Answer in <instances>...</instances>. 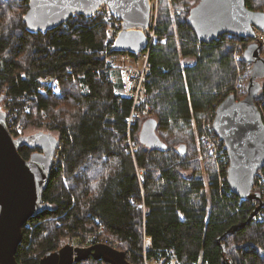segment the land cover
<instances>
[{"label": "trees", "instance_id": "16d2710c", "mask_svg": "<svg viewBox=\"0 0 264 264\" xmlns=\"http://www.w3.org/2000/svg\"><path fill=\"white\" fill-rule=\"evenodd\" d=\"M198 2L157 0L154 33L164 41L143 51L148 114L131 128L132 154V104L121 68L110 60L127 54L112 50L105 18L72 16L32 34L23 23L28 1L0 0L1 105H9L22 130L43 129L61 146L42 195L52 209L25 224L18 264H38L64 241L90 234L118 242L130 264L144 257L158 264H264V168L255 175L256 198L241 199L228 187L225 161L207 157L198 142L202 122L213 121L241 72L242 92L234 96L244 98L251 64L236 61L235 52L252 41L224 34L199 42L186 22ZM244 2L264 13V0ZM46 76L57 78L59 93L42 82ZM255 104L264 121V79ZM147 121L156 125L158 147L141 143ZM35 151L22 147L19 154L28 159ZM76 264L104 263L90 257Z\"/></svg>", "mask_w": 264, "mask_h": 264}, {"label": "water", "instance_id": "95a60500", "mask_svg": "<svg viewBox=\"0 0 264 264\" xmlns=\"http://www.w3.org/2000/svg\"><path fill=\"white\" fill-rule=\"evenodd\" d=\"M27 1L23 23L29 33H46L74 15L89 18L99 8L107 6L121 20V31L112 50L137 55L147 47L144 32L150 24V0ZM186 22L198 41L205 44L224 34L254 39L253 28L264 32V13L248 10L244 0H199L190 9ZM243 60L251 64L246 94L241 100L230 94L218 105L213 132L226 148L230 191L241 199H255L252 194L255 175L264 168V121L255 104L257 81L264 79V58L260 57L259 44H249L243 52ZM155 127L154 122L147 121L141 129V143L147 147L160 145ZM58 145L55 136L43 132L13 137L0 107V264H18L15 255L25 224L52 209L44 204L42 195ZM22 147L37 151L24 159L19 154ZM90 257L104 264H130L124 252L108 246L95 244L81 248L71 243L47 252L38 264H76Z\"/></svg>", "mask_w": 264, "mask_h": 264}, {"label": "built area", "instance_id": "2783aa9c", "mask_svg": "<svg viewBox=\"0 0 264 264\" xmlns=\"http://www.w3.org/2000/svg\"><path fill=\"white\" fill-rule=\"evenodd\" d=\"M156 10H157V0H150V24L149 28L145 30V35L148 39V44L146 47L147 51L150 46L153 43H157V41H164V39H160L155 33H154V25H155V19H156ZM77 16V15H74ZM102 16L107 21L109 27L107 29V40L112 45L114 44L119 32L121 31V20L116 16L107 6H103L99 8L92 16ZM255 33L254 39H249L252 41V43H257L260 46V57L264 58V32L260 31L258 29L253 28ZM143 53V54H142ZM140 55L142 59V66L140 68H136L132 65H130L131 56L130 55H122L120 56L122 60L126 61L128 64L123 65L120 69V75L121 79L125 88V92L128 96V98L131 100V110L130 115L127 118V136H128V143L127 147L130 153L133 154L135 148L133 146V143L131 140H129L130 137V131L135 123L136 120L142 119L144 116L148 114V106L146 104V99L148 97L147 90L145 88V84L148 82L147 74H148V67L146 64V58H147V52H142ZM242 60L243 59V50L237 49L235 52V60ZM243 77L238 76V81L236 85L233 87L232 93L235 92L239 94L242 90H240V87L242 85ZM42 82L45 84H48L49 87H51L53 93L57 94L59 93V86H58V80L55 76H46L42 78ZM231 93V94H232ZM6 111V126L9 131V133L13 137H19L22 136V127L19 123H16L14 118L11 115V110L8 104H3L2 107ZM22 132V133H21ZM199 142L201 143L202 147L207 153V157L215 159H220L222 161H225V164L228 169L229 165V159L228 155L225 149L224 144L219 140L214 132H213V126L212 122L203 121L201 125V131H200V138ZM61 146L58 145L54 157L52 159V167H55L58 164L59 156ZM142 170H138V173H141ZM227 179V177H226ZM101 234V233H100ZM99 234V235H100ZM76 241H79L78 247L85 248L86 246L95 245V244H103L106 245L112 249L124 251L126 254V250H123L121 248V245L111 239L99 236L95 237V235H88V237L85 240H82V236H80L77 239H72L71 244L74 245ZM74 242V243H73ZM126 258L127 255H126ZM141 264H158L154 260H147L145 257Z\"/></svg>", "mask_w": 264, "mask_h": 264}, {"label": "rangeland", "instance_id": "374dc122", "mask_svg": "<svg viewBox=\"0 0 264 264\" xmlns=\"http://www.w3.org/2000/svg\"><path fill=\"white\" fill-rule=\"evenodd\" d=\"M143 54V53H142ZM141 53H140V55H142ZM112 62V65L114 66V67H116V68H121L123 65H126V64H128L126 61H124V60H122L121 59V57L120 56H117L116 58H113V59H110ZM133 64V66L134 67H136V68H140L141 66H142V59H141V57L140 58H138V59H134L133 57H131V61H130V65H132ZM240 76H243V77H245L246 76V73H240ZM244 80V79H243ZM244 83V82H243ZM240 90H242V87H240ZM242 92V91H241ZM240 92V93H241ZM239 93V94H240ZM233 94V93H232ZM235 94H237L236 92H235ZM234 95V94H233ZM0 107H1V110L6 114V111L2 108L3 107V104L1 105V102H0ZM6 121H7V119H6ZM23 127V126H22ZM23 132V133H22ZM22 136H25V135H30V134H33V133H36V132H43V133H47V134H49V135H52V136H54V134H51V133H49V132H47V131H45V130H43V129H41V130H34V129H29V130H22ZM20 137V136H19ZM56 137V136H55ZM199 142V141H198ZM200 145V144H199ZM205 157H204V155H202V154H199V156H198V160H202V159H204ZM204 178H205V180L207 179V177H206V175L204 176ZM72 242V239L70 240V241H64L63 242V244H62V246L61 247H63L65 244H67V243H71ZM74 243V242H73ZM78 244H79V241H76L75 243H74V245L76 246V247H78ZM60 247V248H61ZM87 247V246H86ZM59 248V249H60ZM172 264H175V261H172Z\"/></svg>", "mask_w": 264, "mask_h": 264}, {"label": "bare ground", "instance_id": "6f19581e", "mask_svg": "<svg viewBox=\"0 0 264 264\" xmlns=\"http://www.w3.org/2000/svg\"><path fill=\"white\" fill-rule=\"evenodd\" d=\"M212 126H213V121H212ZM222 142V141H221ZM223 143V142H222ZM224 144V143H223ZM225 146V145H224ZM226 149V148H225ZM103 245V244H102ZM106 246V245H105ZM115 250V249H114ZM117 251H119V250H117ZM122 252H124V251H122ZM125 253V252H124ZM126 255V254H125Z\"/></svg>", "mask_w": 264, "mask_h": 264}]
</instances>
